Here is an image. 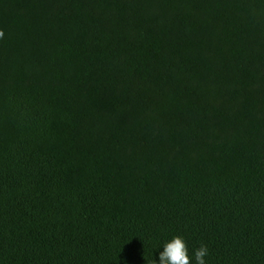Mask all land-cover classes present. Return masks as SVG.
<instances>
[{"label": "trees", "instance_id": "16d2710c", "mask_svg": "<svg viewBox=\"0 0 264 264\" xmlns=\"http://www.w3.org/2000/svg\"><path fill=\"white\" fill-rule=\"evenodd\" d=\"M0 264H264V0H0Z\"/></svg>", "mask_w": 264, "mask_h": 264}, {"label": "clouds", "instance_id": "9594fccd", "mask_svg": "<svg viewBox=\"0 0 264 264\" xmlns=\"http://www.w3.org/2000/svg\"><path fill=\"white\" fill-rule=\"evenodd\" d=\"M0 31V40L4 38ZM210 249L206 244H201L195 250H190L184 236L176 235L163 245L159 253L158 264H209Z\"/></svg>", "mask_w": 264, "mask_h": 264}]
</instances>
